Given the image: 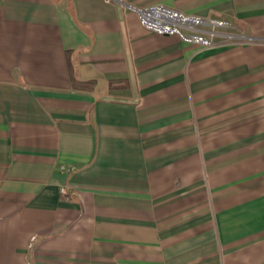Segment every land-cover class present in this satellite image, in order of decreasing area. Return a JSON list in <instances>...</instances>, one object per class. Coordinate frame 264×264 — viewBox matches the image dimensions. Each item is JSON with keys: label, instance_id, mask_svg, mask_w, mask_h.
<instances>
[{"label": "crops", "instance_id": "0c3cea01", "mask_svg": "<svg viewBox=\"0 0 264 264\" xmlns=\"http://www.w3.org/2000/svg\"><path fill=\"white\" fill-rule=\"evenodd\" d=\"M151 5L264 38V0H0V264H264V41Z\"/></svg>", "mask_w": 264, "mask_h": 264}, {"label": "built area", "instance_id": "2783aa9c", "mask_svg": "<svg viewBox=\"0 0 264 264\" xmlns=\"http://www.w3.org/2000/svg\"><path fill=\"white\" fill-rule=\"evenodd\" d=\"M136 11L146 29L157 33L177 34L201 48L225 43L264 41L262 37L244 34L224 20L186 15L161 5L137 8Z\"/></svg>", "mask_w": 264, "mask_h": 264}]
</instances>
